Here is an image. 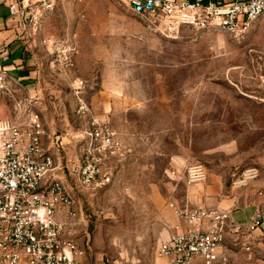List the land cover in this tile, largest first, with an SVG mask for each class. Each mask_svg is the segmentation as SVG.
<instances>
[{
	"label": "rangeland",
	"instance_id": "rangeland-1",
	"mask_svg": "<svg viewBox=\"0 0 264 264\" xmlns=\"http://www.w3.org/2000/svg\"><path fill=\"white\" fill-rule=\"evenodd\" d=\"M42 26L49 60L31 111L78 140L76 164L92 117L124 147L111 182L96 189L69 174L71 158L59 151L52 177L77 199V217L62 221L85 249L80 264H163L157 247L178 224L159 213L176 215L171 203L187 200L190 162L207 169L200 184L213 180L227 195L240 190L233 182L244 168L264 177V22L165 29L116 0H56ZM28 111L17 104L13 117Z\"/></svg>",
	"mask_w": 264,
	"mask_h": 264
},
{
	"label": "built area",
	"instance_id": "built-area-1",
	"mask_svg": "<svg viewBox=\"0 0 264 264\" xmlns=\"http://www.w3.org/2000/svg\"><path fill=\"white\" fill-rule=\"evenodd\" d=\"M139 17H149L165 29L188 26L200 30L235 32L256 21L264 22V0H116ZM18 22L20 38L37 32L56 0H6ZM51 40L44 39L43 43ZM53 45L54 42H51ZM9 55L4 56L8 60ZM4 83V72L0 75ZM43 123L38 112L28 111L0 119V264H80L85 249L64 231L62 218L77 217L75 200L66 186L52 177L54 159L42 148ZM84 151L78 164L69 160L71 176L85 189L109 184L111 160L124 152L117 133L100 118L92 117L82 134ZM257 166L244 168L235 178L236 188H247L260 178ZM190 184L208 177L200 161L186 166ZM264 196V188L257 191ZM186 228L161 241L156 254L164 264H237L224 246L226 228L240 235L241 248L255 250L251 232L262 229L264 209L259 208L246 225L230 223V210L171 203ZM62 214V218L58 215ZM250 264H264L250 263Z\"/></svg>",
	"mask_w": 264,
	"mask_h": 264
},
{
	"label": "crops",
	"instance_id": "crops-1",
	"mask_svg": "<svg viewBox=\"0 0 264 264\" xmlns=\"http://www.w3.org/2000/svg\"><path fill=\"white\" fill-rule=\"evenodd\" d=\"M43 26L41 25V28L33 34L30 32V36L20 38L18 22L11 17L6 0H0V75L4 72L5 76L4 83L0 81V119L13 118L17 104L20 105L21 112L34 110V107L38 105V99H34L33 94L41 93L42 73L47 69L45 64L49 60V54L42 52L40 45L47 30ZM36 46L40 48L37 49ZM6 55H9L8 60H4ZM13 96L16 98V105ZM40 116L43 123L42 148L46 154L53 157L56 176L60 167L59 151L70 156L69 160L76 163L74 154L77 152L78 140L71 133L58 134L54 121L44 112ZM261 178L249 187L240 189L237 194L233 192L231 195H227L226 188L213 180L205 184H191L187 189V200L175 204L178 206L205 204L207 207L230 210L231 225H246L253 220L259 208L264 209V196L257 194L260 188H264V177L261 176ZM64 184L75 200L76 209L79 210L74 193L68 184L65 182ZM58 217L62 218V214ZM159 217L168 218L171 224H178L180 230L187 226L183 219L164 209L160 211ZM176 231L175 229L174 232ZM250 239L255 245V250L247 252L241 248L239 233L235 232L231 226L226 228L223 244L233 262L237 264L263 262L264 233L262 229L251 232Z\"/></svg>",
	"mask_w": 264,
	"mask_h": 264
}]
</instances>
